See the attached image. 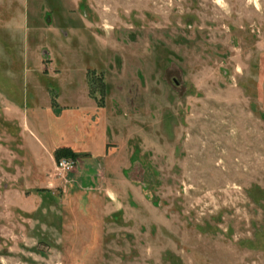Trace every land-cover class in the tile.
<instances>
[{
    "label": "rangeland",
    "instance_id": "rangeland-1",
    "mask_svg": "<svg viewBox=\"0 0 264 264\" xmlns=\"http://www.w3.org/2000/svg\"><path fill=\"white\" fill-rule=\"evenodd\" d=\"M0 264H264V0H0Z\"/></svg>",
    "mask_w": 264,
    "mask_h": 264
},
{
    "label": "trees",
    "instance_id": "trees-1",
    "mask_svg": "<svg viewBox=\"0 0 264 264\" xmlns=\"http://www.w3.org/2000/svg\"><path fill=\"white\" fill-rule=\"evenodd\" d=\"M65 149V148H64ZM62 154L61 153H59V152H57V156H61Z\"/></svg>",
    "mask_w": 264,
    "mask_h": 264
}]
</instances>
